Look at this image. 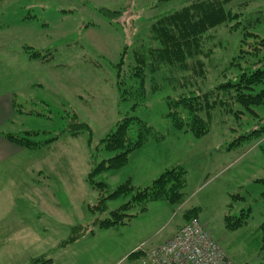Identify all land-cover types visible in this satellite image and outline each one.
<instances>
[{"label":"rangeland","instance_id":"obj_1","mask_svg":"<svg viewBox=\"0 0 264 264\" xmlns=\"http://www.w3.org/2000/svg\"><path fill=\"white\" fill-rule=\"evenodd\" d=\"M237 2L231 3L233 11L262 16L254 31L264 37V0ZM177 5L176 0H0V97L13 94L21 111L14 108L0 131L21 136L28 129L38 131L31 136L37 141L56 136L44 145L48 149L22 148L2 161L0 212L6 231L0 264H50L51 258L66 264L68 254L83 247L60 243L87 229H94L95 237L87 234L82 240L100 243L98 252L107 249L103 264H128L124 257L133 247L162 240L187 221L194 207L200 223L236 264L264 261L256 230L264 223V153L258 147L264 145V134L242 136L264 126V106L255 107L254 114H233L241 110L234 104L230 113L217 106L210 112L208 132L200 137L173 127L163 98L189 88L204 71L227 67L231 43L226 38L233 40L219 27L211 31L213 40L191 49L180 66L164 61L151 23ZM33 52L43 60L32 58ZM6 108L4 115H9ZM30 109L40 114H27ZM124 117L144 121L150 127L146 139L126 165L95 171L93 179L108 184L109 191L126 179L143 188L164 169L180 166L187 172L184 200L177 206L165 198L152 200L140 212L133 206L126 213L137 215L125 223L99 228L93 220L107 217L130 196L109 199L103 212L87 210L100 196L88 174L114 154L101 140ZM73 128L77 135L66 131ZM140 129L134 119L132 136ZM59 157L74 165V183L59 182L58 198L45 202V186L30 179L41 180L44 162ZM226 214L233 220L242 215L245 221L229 228ZM84 223L88 226H78Z\"/></svg>","mask_w":264,"mask_h":264},{"label":"trees","instance_id":"obj_2","mask_svg":"<svg viewBox=\"0 0 264 264\" xmlns=\"http://www.w3.org/2000/svg\"><path fill=\"white\" fill-rule=\"evenodd\" d=\"M178 5L153 19V29L159 41L160 58L164 61L180 66L187 56H191V49L202 46L207 40L215 37L211 31L219 27L226 29V35L233 37L231 42L226 38V44L231 43L230 60L227 67H218L209 74L204 71L198 79L187 89H182L174 96L163 98L168 104L167 117L171 120L173 127L177 130L190 132L195 137H200L208 132V121L213 110L217 106L225 111L231 112V104L238 105L241 110H233L231 113L247 112L254 114V108L264 106V37L259 36L254 27L258 24L261 15L254 16L253 12L242 13L233 11L231 3L236 0H176ZM238 5H243L244 2ZM246 3V2H245ZM156 26V27H154ZM158 49V51H159ZM38 52L30 56L43 60ZM187 55V56H186ZM122 64V60L118 65ZM167 64V63H166ZM234 68L233 74L228 70ZM237 70V71H236ZM138 74V72H136ZM202 73V71H201ZM118 76V72H117ZM118 83L119 80H117ZM228 99V100H227ZM229 103V104H228ZM14 108L21 112L14 102ZM21 107V106H20ZM27 114H40L30 109ZM134 119L143 128L137 136H132L131 124ZM150 127L144 121L134 117H124L117 121L115 127L108 132L101 140L104 148L114 151V154L107 158V164L103 162L99 168L94 167L88 174L89 183L100 191L98 203L89 207L91 213L103 212L107 208L106 202L109 199H116L130 194L128 201L119 207L111 210L105 218H96L93 224L99 228H108L117 224L125 223V220L135 213L127 214L126 211L137 206L138 212L147 208V203L152 200L165 198L172 205H179L184 200V188L187 183V172L180 166L166 168L152 182L145 187H136L129 180L119 184L112 191H109L108 184L96 182L93 179L95 171L102 169H117L126 165L129 154L142 145L146 139V132ZM60 131H65L62 129ZM66 131L70 135H77L79 130L73 128ZM38 131L25 130L21 136L11 132L0 131V134L9 142L27 150L42 148L56 138L37 141L31 136L38 135ZM264 134V126L253 129L249 137H259ZM264 151V145H261ZM109 191V192H108ZM198 208H191L186 213L188 219L197 217ZM187 219V220H188ZM231 219L229 214L224 216V222L229 228H239L245 221L242 215ZM87 225H84L86 227ZM75 229H78L75 228ZM260 234L261 248L264 249V223L256 229ZM85 231V230H84ZM84 231L70 235L60 243L65 246L79 238ZM49 262L45 260L44 263ZM258 264H264V261Z\"/></svg>","mask_w":264,"mask_h":264},{"label":"crops","instance_id":"obj_3","mask_svg":"<svg viewBox=\"0 0 264 264\" xmlns=\"http://www.w3.org/2000/svg\"><path fill=\"white\" fill-rule=\"evenodd\" d=\"M12 95L8 97L5 94L2 97H0V106H1V108H0V111H1V113H0V124H4V122L6 120H9V118L11 117V114L14 113V105L13 104H14V99H16V98H14L15 96L13 97ZM10 97H11V99H10ZM6 105L8 106V108H6V111L8 113L10 112L9 115H4ZM258 147L262 151V153H264V151L261 149L260 145H258ZM42 148L48 149V148H50V145L49 146L46 145ZM56 149H57V146H56ZM16 151L18 153H21L22 147H19L15 144L9 142L8 140H6L3 137L2 134H0V198L4 197V182H3V180H4V177H3L4 166L2 164V161H3L5 156H9L7 154L15 153ZM60 159H62V157H59V160H57L55 162H46V161L44 162L43 167H41V170L39 171V174L42 177L41 180L37 179V178H31L30 179V181H32V182H37L38 184H42L43 186H45L42 189L44 195H42V193H41V195H42L41 198L45 202H50L53 198H58V194L56 193V191L59 190L58 189V183L59 182L62 185L65 183H67V184H73L74 183L75 176L74 175L72 176L70 174V172H72V170L74 168V165L69 160H66V161L63 160L62 161ZM128 159H129V157H128ZM13 169H15V168H13ZM126 180H130V179H126ZM60 190H62V189H60ZM90 206H92V205L91 204L87 205V210H89ZM135 215H137V214H135ZM198 219H199V217H198ZM84 225H86V223H84L83 225L78 224V226H84ZM87 226H88V224H87ZM178 228L179 227H176V229H173L162 240H160L156 243H153L152 245H149V246L146 245V246L147 247H153V246H156V245L162 243L163 241L172 237ZM19 230H21V228L18 229V232H19ZM5 231H6L5 215L0 212V249L3 248V235H4ZM84 232H86V233H83L79 238H77L76 240H74L73 242L68 244V246H66V247H70L71 249H73V248L78 249L79 247H83V249H79V251L77 253L68 254V256H67L68 260L66 261V264H103L104 252L107 249L104 251L98 252L99 249L102 248L100 243L82 240L85 237H87V236H85L87 234L90 235V237H95L96 232L94 231V229H87ZM144 243L147 244V242L141 241L140 244L133 247L132 251L127 256L124 257L125 258L124 260L127 259L129 261L128 264H131L133 262L134 256H130V254L138 246H140L141 244H144ZM50 264H59V263H58V260L56 262L55 259L51 258Z\"/></svg>","mask_w":264,"mask_h":264},{"label":"built area","instance_id":"obj_4","mask_svg":"<svg viewBox=\"0 0 264 264\" xmlns=\"http://www.w3.org/2000/svg\"><path fill=\"white\" fill-rule=\"evenodd\" d=\"M133 255L131 264H235L197 217L188 219L156 246L141 244Z\"/></svg>","mask_w":264,"mask_h":264}]
</instances>
